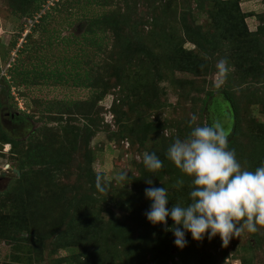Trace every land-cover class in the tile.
<instances>
[{
    "label": "rangeland",
    "instance_id": "1",
    "mask_svg": "<svg viewBox=\"0 0 264 264\" xmlns=\"http://www.w3.org/2000/svg\"><path fill=\"white\" fill-rule=\"evenodd\" d=\"M240 1L244 13L251 14L246 20L249 31L254 33L262 28L259 35L255 33L248 38L244 47H250L251 44L254 50H264V0ZM110 2L115 9H125V0L100 3L110 5ZM24 3V0H0V83L6 87L3 86L2 89V101L10 110L17 111L21 118L12 123L5 115L0 114L3 128L18 142L17 151H14L11 143L0 140V209L5 201L10 204L17 196L21 198L20 203L14 201V207L18 208L17 217L20 219L5 225L4 237L0 239V264H264V228H260L257 233L245 230L239 238H233L226 248L222 246L218 235L211 241L206 235L203 242L198 243L192 240L190 233H185L187 246L181 250L175 246L172 232L166 231L163 225L153 226L147 221L145 213L151 206V201L145 196V189L149 187L147 179L152 180V187H164L168 191L169 209L173 204L190 203L191 180L167 158L163 162V168L155 173L145 168V152L155 148L163 154L162 150L166 148L163 143L156 149L157 141L143 135L145 120L146 126L154 123L156 115L147 109L154 100L150 96L139 99V95V101L127 99L130 97V85L126 79L124 86L110 88L115 80H120L118 75L109 76L103 69H98V63L106 54L103 51L97 52L90 42H82L83 39L79 36L76 28L81 29L84 23L79 21L83 11L88 13L87 16H98L112 10L111 7L105 9L90 5L85 10L80 7L72 15L61 12L50 23L37 26L35 23L33 29H29L32 16H28L29 13L20 15L14 11H20V5ZM196 15L194 26L208 30L210 20H207V16L199 13ZM145 26L149 27L147 24ZM256 38L259 40L257 43ZM62 39L74 42L69 45L81 41V45L89 51V59L94 60L96 65L93 74L95 77L103 76V85L110 89L101 94V89L82 83L83 80L75 83L72 75V80L68 83H55L56 76L59 75L52 71H57L56 58H70L64 51L66 46ZM113 40L116 39L111 33L104 37V48L108 47V51L112 50ZM186 47L193 49L194 45L187 43ZM73 54L76 55L74 52ZM20 57H29L31 67L38 64L39 68L51 74V80L42 81L45 83L40 82L38 86H25L18 80L13 82L10 67ZM38 57L42 59V65L33 62ZM119 57L122 64V56ZM227 67L228 73L223 83L217 68L208 76L188 79L187 89L184 90L188 96L182 98L180 89L177 90L171 80L161 83L156 81L161 93V104L166 105L160 116L170 118V125L173 126L161 130L166 137H174V140L176 137L185 138L191 130L188 125L193 114L196 116L193 126L217 123L229 131L230 135L233 121L227 108L228 103L218 98L221 95L219 89L231 91L240 102L243 129L259 124L264 130L262 72L253 80L244 78L246 81L239 79L237 82L236 75L244 77L250 65H240L236 69L227 64ZM176 76L178 79L189 77L181 73ZM8 84L12 86L10 96H7L6 91ZM209 91H214L217 99L213 106H208L205 115H201L200 102ZM121 98L125 100L120 102ZM123 103L124 106L119 108ZM59 104L64 107L69 104V111L64 115L60 114ZM85 104L90 107L84 108ZM91 105L94 106L93 112H90ZM48 107L53 110H47ZM43 109L45 113L41 112ZM92 119L95 120L94 124ZM118 121L123 126L129 125L131 121H138L140 125L136 123V133L128 134L127 138L122 139L119 136ZM177 123L183 128L188 126L186 134L177 135L174 127ZM84 124L96 129L88 144L80 138L81 128L75 129L74 133L71 131ZM45 130L49 133L48 143L56 145L53 148L58 162L42 166L48 169L51 180L46 179L40 186L34 187L29 181L17 180L20 175L14 173L17 170L14 166L19 163L23 150L34 142L35 135L40 136L39 142H43ZM247 131L248 129L242 132L235 148H228L235 149L240 163L241 157H244V165L249 163V155L254 146L249 135H246ZM86 147L90 155L82 153ZM67 165L69 172L63 168ZM249 166L242 165L245 169ZM26 170L31 174L33 168L27 167ZM64 172L68 174L64 175ZM123 172L128 173V178L120 181L118 177ZM178 180L184 181L183 186L173 187ZM35 182L38 183V178ZM98 184L105 187L106 191L101 192ZM85 206L90 213L84 212L86 215H83L81 209ZM8 208L11 210L10 205ZM86 219L90 220L85 221ZM167 226H173L170 217L167 219ZM70 238L76 242H71Z\"/></svg>",
    "mask_w": 264,
    "mask_h": 264
},
{
    "label": "trees",
    "instance_id": "2",
    "mask_svg": "<svg viewBox=\"0 0 264 264\" xmlns=\"http://www.w3.org/2000/svg\"><path fill=\"white\" fill-rule=\"evenodd\" d=\"M82 1L24 0L25 3L22 6L20 5V11L17 9L14 11L20 15L29 13L28 16H32V18L40 15L35 25L37 26L39 24L50 23L55 19V15L61 12L72 15L73 11L79 10L80 7H82L83 10L90 5L101 6L105 9L111 7L112 10L101 13L98 16H87L88 13L83 11L79 21L84 23L81 25V29H76L79 36L83 39L82 42H90L97 49V52L103 51L102 53L106 54L103 60L98 63V69H103L104 73L109 76L113 74L118 75V79L120 80V82L115 80V82L110 85V88L124 86V80L126 79L129 81L130 85V97H127V99L130 98L139 101L140 98L144 97L146 99L147 96H150V99L153 98V103L148 105L147 109L151 110L153 114L156 115L154 117V123L146 126L145 120L142 130L145 137L157 141L158 145L156 149L164 143V147L166 148L162 150L163 154L155 150V148L149 150V153L154 152L163 162L167 161L165 153L169 145L174 141V137L168 138L162 133V129H170L173 126L170 125V118L167 119L160 116L166 109V105L161 104V93L159 91V84L157 87L156 81L161 83L163 81L170 82L171 80L177 90L180 89V98H182L188 96L184 91L187 89L188 79L210 75L211 72L217 68L218 62L222 59L226 60L229 66L232 65L234 68L236 67V69H238L240 65H250V69L244 77L239 75L236 71L238 74L236 75L237 82L239 79L243 81H246L245 79L253 80L259 72H262L264 77V50H254L251 44H249L250 47H244L246 42L249 41L255 33L259 35L262 28L260 31L258 29L254 33L249 31L246 20L251 14L247 13L246 15V13H244L240 0H125V9H115V7H112V2H110V5L102 4L104 2L107 4L108 0H85L83 1L84 5L81 4ZM49 3L51 6H49ZM193 4L195 5L193 6ZM196 10L198 12H195ZM49 11L52 12L49 13ZM197 13L202 16L206 15L207 20H210L208 23V30H203L199 28L200 26H194ZM146 24L149 26L148 28L145 26ZM107 33H111L116 39L113 40V47L110 51H108V47L104 48V37ZM62 41L64 42H62L64 46H66L64 51L69 54L70 58H56L57 71L55 69L52 71L59 73V78L56 76L55 83H68L69 80L72 79L77 83L83 80L81 81L82 83L86 82L87 85L91 87H98L97 90L101 89V91H99L101 94L104 93V90H108L109 86H104L102 83L104 79L103 76L98 75V77H95L93 74L96 65L94 60L91 61L89 59V51L86 47L81 45V41H76L75 45H69L74 42L67 39H62ZM257 41L259 40L256 38V43ZM187 43L193 44V49L187 48ZM73 52L76 55H74ZM119 55L122 56V64L120 63ZM114 56L115 59L113 58ZM33 62L40 63V65L43 63L42 59L39 57ZM38 66V64H34L31 67L29 57H20L11 65L10 77L13 79V82L18 80L25 86L32 84L38 86L42 81L46 82L51 80L49 79L51 74L45 72ZM43 68L46 67L44 66ZM177 73L189 76L190 78L184 77L183 79H178L176 76ZM55 75L56 73L54 76ZM71 75L74 76V78L71 79ZM93 79L95 80L93 81ZM4 82H6V79H4ZM3 86L4 85L0 83V114L5 115L12 123L14 121H19L21 120L19 113L15 110H10L2 101ZM103 86L104 88L102 90ZM11 87L12 86L8 84L6 89V91H8L7 96H10ZM219 90L221 95L218 96V98L223 100L226 104L228 103L227 108L232 117L231 120L233 121V128L229 135L228 148H235V143L239 141L242 132L248 129L246 135H249L254 146L252 153L249 155L250 164L247 163L244 165L245 160L242 156L241 165H250L247 170L254 171L257 167L264 165V130L262 129V125L253 124L243 129L241 126L240 102L231 91ZM138 95L140 96L139 99ZM216 99L214 91H209V93L204 96L200 102L201 107H199L201 115L202 113L205 115L208 106H213ZM124 100L125 98H121L120 102ZM196 103L195 105H197ZM67 105L65 107L64 105H60V114L64 115L69 111V104ZM85 105L84 108L90 107L87 104ZM195 105L194 107H196ZM48 106H50V103ZM123 106L124 103L118 107L121 108ZM91 107L90 112H93L94 106L91 105ZM47 110H53V108L48 107ZM41 112L45 113L46 111L43 109ZM95 113L97 114L98 112L95 111ZM1 115L0 140L3 143H11L14 147V151H17L18 142L3 128ZM11 117H16V119H12ZM119 122L120 121H118V126L120 127L119 136L122 139L127 138L126 136H128V134H135L136 123L138 126L140 125L138 121H131L130 124L126 126H123L121 122ZM92 123H95L94 119H92ZM209 124L210 122L208 125ZM188 126L183 128L177 123L174 126L178 133L177 135L182 136L184 133L186 134ZM77 128L82 129L80 138H82L83 141H87L88 144L96 129H93L91 125L84 124L82 127L71 129V131L74 133ZM48 131H50V129H48ZM188 133L189 132H187V134ZM42 137L43 142H39L40 136H34V142L29 143L23 150V153L20 154V158L18 159L19 163L14 166L20 172V177L17 180L29 181L34 187L40 186L46 179L51 180L50 175H48V169L42 168V166L47 164L50 165V162H58L53 148L56 145L52 146L48 143L49 133L46 130ZM50 147H52V150ZM82 153H84V155H90V151L87 147L83 149ZM254 166L255 169H253ZM27 167L30 169L33 168L31 174L27 173ZM34 167H41L42 169L36 170ZM68 167L69 165L63 166V168L69 172ZM68 172H64L63 174H68ZM28 176L30 178H28ZM1 178H4V176H1ZM37 178L38 183L35 182ZM14 201L20 203L21 198L17 196L10 204L5 201L0 209V212H4L3 214L0 213V239L4 237L3 232L5 230V225L20 219L19 216L17 217L18 208L14 207ZM9 205L11 206V210L8 208ZM81 210L83 215H86L84 212L90 213L86 206ZM3 215L6 217L4 218ZM87 220L90 219H86L85 221ZM71 242L76 241L75 239H71ZM67 246H70V244Z\"/></svg>",
    "mask_w": 264,
    "mask_h": 264
},
{
    "label": "clouds",
    "instance_id": "3",
    "mask_svg": "<svg viewBox=\"0 0 264 264\" xmlns=\"http://www.w3.org/2000/svg\"><path fill=\"white\" fill-rule=\"evenodd\" d=\"M217 71L223 83L228 73L226 60L218 62ZM195 121L193 114L188 135L183 139L176 137L165 153L190 178V203L173 204L169 209L168 191L164 187H152V180L147 179L149 187L145 196L151 206L145 216L153 226L163 225L172 232L178 249L187 246L185 233H190L198 243L206 235L209 241L218 235L226 248L245 230L257 233L264 228V165L254 171L243 168L235 149H228L229 131L217 123L193 126ZM143 164L153 173L163 168V161L154 152L143 154ZM127 174L121 173L118 179L126 180ZM183 184V180H178L173 187ZM97 187L101 192L106 191L100 184ZM169 217L173 221L171 228L167 226Z\"/></svg>",
    "mask_w": 264,
    "mask_h": 264
},
{
    "label": "built area",
    "instance_id": "4",
    "mask_svg": "<svg viewBox=\"0 0 264 264\" xmlns=\"http://www.w3.org/2000/svg\"><path fill=\"white\" fill-rule=\"evenodd\" d=\"M39 18H40V15H37L29 21V24H30L29 29H31L35 25V23L38 22ZM0 32H1V29H0Z\"/></svg>",
    "mask_w": 264,
    "mask_h": 264
},
{
    "label": "water",
    "instance_id": "5",
    "mask_svg": "<svg viewBox=\"0 0 264 264\" xmlns=\"http://www.w3.org/2000/svg\"><path fill=\"white\" fill-rule=\"evenodd\" d=\"M14 173L18 176L20 175V172L18 170H14Z\"/></svg>",
    "mask_w": 264,
    "mask_h": 264
},
{
    "label": "flooded vegetation",
    "instance_id": "6",
    "mask_svg": "<svg viewBox=\"0 0 264 264\" xmlns=\"http://www.w3.org/2000/svg\"><path fill=\"white\" fill-rule=\"evenodd\" d=\"M8 115V114H7ZM12 119H16V117H11Z\"/></svg>",
    "mask_w": 264,
    "mask_h": 264
}]
</instances>
